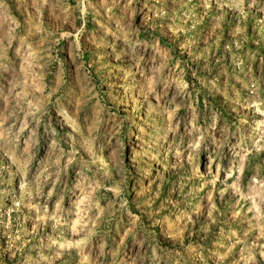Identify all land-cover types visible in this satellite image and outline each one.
<instances>
[{
	"label": "rangeland",
	"instance_id": "obj_1",
	"mask_svg": "<svg viewBox=\"0 0 264 264\" xmlns=\"http://www.w3.org/2000/svg\"><path fill=\"white\" fill-rule=\"evenodd\" d=\"M0 264H264V0H0Z\"/></svg>",
	"mask_w": 264,
	"mask_h": 264
}]
</instances>
